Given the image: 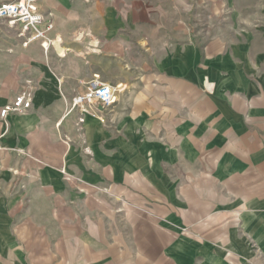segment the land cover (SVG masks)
I'll return each mask as SVG.
<instances>
[{"label": "crops", "instance_id": "1", "mask_svg": "<svg viewBox=\"0 0 264 264\" xmlns=\"http://www.w3.org/2000/svg\"><path fill=\"white\" fill-rule=\"evenodd\" d=\"M202 1L38 0L47 52L0 22V264H264V0ZM94 73L111 117L66 115Z\"/></svg>", "mask_w": 264, "mask_h": 264}, {"label": "built area", "instance_id": "2", "mask_svg": "<svg viewBox=\"0 0 264 264\" xmlns=\"http://www.w3.org/2000/svg\"><path fill=\"white\" fill-rule=\"evenodd\" d=\"M0 22L9 29H17L18 35L24 39L23 44L38 41L44 52L53 46L54 39L51 36L53 25L45 20L38 10V0H9L0 3ZM122 85H109L102 81L99 74L94 73L85 82L83 93L73 95L67 104L65 114L74 110L84 112H98L105 114L111 110L117 101ZM31 105V92L29 89L20 91L10 102L0 107V119L7 125V117L10 114L21 113L29 109ZM83 117L78 118L81 123Z\"/></svg>", "mask_w": 264, "mask_h": 264}, {"label": "rangeland", "instance_id": "3", "mask_svg": "<svg viewBox=\"0 0 264 264\" xmlns=\"http://www.w3.org/2000/svg\"><path fill=\"white\" fill-rule=\"evenodd\" d=\"M161 1L163 2V1H169V0H161ZM260 3H261V0H204L198 4L199 5L203 4L205 7H207V5H214L220 11L212 14V13H209L206 8V12L204 14L203 13L198 14L197 17L206 24H208L211 21L215 23H218V22L223 23L229 20V17L231 16L230 9L234 7L241 9V8H245L247 5L258 6L260 5ZM235 16L237 17L239 16V14H235ZM218 32L227 33L228 30L221 29ZM120 84L122 85V88L120 89V93H121V91L123 90V83H120ZM120 93L118 96H120ZM111 113H112V108L110 111L105 113V115L108 114V117L110 118L111 116L109 115ZM61 172L63 176L68 177L64 169H61ZM250 246L252 250L254 251V255L260 257L261 251L259 250V247H257L256 243L252 242Z\"/></svg>", "mask_w": 264, "mask_h": 264}]
</instances>
